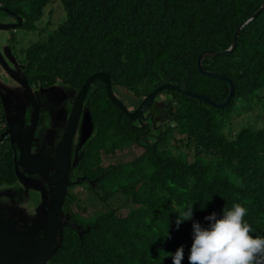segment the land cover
<instances>
[{"label": "trees", "instance_id": "trees-1", "mask_svg": "<svg viewBox=\"0 0 264 264\" xmlns=\"http://www.w3.org/2000/svg\"><path fill=\"white\" fill-rule=\"evenodd\" d=\"M55 1L0 0V7L22 19L9 31L14 56V32H36ZM262 1L59 0L64 21L54 30L39 29L46 39L25 49L20 61L15 58L26 65L33 87L60 81L79 89L89 76L105 73L112 91L132 100L128 109L163 84L219 104L229 95V85L201 74L197 59L203 51L227 50L238 26ZM201 65L230 81V101L217 108L175 91L161 92L172 99L167 130L156 141L148 139L149 127L148 132L146 126L136 128L111 104L102 83L89 86L85 101L95 133L79 175L97 179L102 193L79 185L100 208L66 200L71 222L89 230L79 238L65 229L62 246L48 264H172L166 253L181 246L182 264H188L192 223L207 227L205 216L215 212L219 219L233 203L247 208L251 235L264 236V128L233 132L228 124L255 106L264 111V8L242 27L231 52ZM117 97L126 101L121 93ZM1 111L0 101L2 134ZM14 180L9 147L0 144V186ZM185 205H193V217L177 229V209Z\"/></svg>", "mask_w": 264, "mask_h": 264}, {"label": "water", "instance_id": "water-1", "mask_svg": "<svg viewBox=\"0 0 264 264\" xmlns=\"http://www.w3.org/2000/svg\"><path fill=\"white\" fill-rule=\"evenodd\" d=\"M263 8L264 0L251 17L238 26L227 50L203 51L197 59L201 74L229 85V95L222 103L215 104L205 96L163 84L142 98L135 109H128L113 93L112 83L105 73L89 76L79 89L60 81L47 88L29 86L24 75L26 65L19 64L5 40L10 30L21 26L22 19L0 7V11L11 18L9 21L0 19V101L6 123L1 138L5 136L14 143L10 147L14 153L15 176L12 184L0 186V264H48L62 246L65 229L75 231L79 238L89 230L71 222L65 202L74 201L71 190L83 182L102 193L97 179L75 178L85 148L95 133L85 101L94 81L104 85L111 104L129 122H135L136 128L149 126L147 137L156 141L167 130L172 99L161 92L175 91L217 108L228 104L233 94L232 84L226 77L205 70L201 63L231 52L239 31Z\"/></svg>", "mask_w": 264, "mask_h": 264}, {"label": "clouds", "instance_id": "clouds-1", "mask_svg": "<svg viewBox=\"0 0 264 264\" xmlns=\"http://www.w3.org/2000/svg\"><path fill=\"white\" fill-rule=\"evenodd\" d=\"M175 221L177 229L182 222L193 217V205L177 209ZM246 207L233 203L231 209L224 207L218 219L215 212L205 216L209 222L203 227L199 222L192 223V244L188 254V264H264V236L251 235L253 229L244 219ZM166 237L170 238L168 232ZM172 264H182L183 246L175 253H166Z\"/></svg>", "mask_w": 264, "mask_h": 264}, {"label": "rangeland", "instance_id": "rangeland-1", "mask_svg": "<svg viewBox=\"0 0 264 264\" xmlns=\"http://www.w3.org/2000/svg\"><path fill=\"white\" fill-rule=\"evenodd\" d=\"M0 19L3 21H9L11 18L9 16H1ZM65 19V13L61 9L59 5V0H56L52 4H50L44 11V15L41 18L39 22H37V31L36 32H24L22 30H17L14 32L15 38L12 42V46L14 47L15 51V56L17 57V60H21L24 56V51L27 49L31 44L37 42L38 40H44L46 39V34H43L42 36L38 35L39 29L47 27V30H54L60 23H62ZM48 21H50V25L47 26ZM10 32L6 34L7 43L8 39L10 37ZM4 41V39H3ZM5 42V41H4ZM8 45H10L8 43ZM115 95H119L121 93V97H124L123 91L120 93L118 90H113ZM263 96H264V91H263ZM126 95V93H125ZM129 98L128 96L124 97ZM162 99V97H160ZM124 101V99H123ZM125 106L129 108V104L132 103V100H127L123 102ZM229 126L233 129L234 131L240 130L242 127H251L253 129H261L264 128V111L261 110L260 106H255L254 110L248 114L242 115L240 117H233L232 120L228 123ZM135 150V152H139L140 149H132ZM71 197H75L74 200L77 201L78 204L81 206H87L90 205L95 209L100 208V204L98 201L91 195L87 190L85 189L84 186H79L75 189L71 190ZM94 198V199H93ZM75 203V202H73Z\"/></svg>", "mask_w": 264, "mask_h": 264}, {"label": "flooded vegetation", "instance_id": "flooded-vegetation-1", "mask_svg": "<svg viewBox=\"0 0 264 264\" xmlns=\"http://www.w3.org/2000/svg\"><path fill=\"white\" fill-rule=\"evenodd\" d=\"M19 64H22V63H19ZM25 75V74H24ZM29 85V84H28ZM30 86V85H29ZM31 87H33V86H31ZM33 88H36V87H33ZM120 100V99H119ZM122 102H124V101H122ZM1 107H2V104H1ZM1 115H2V111H1ZM3 117V116H2ZM4 120V119H3ZM4 125H5V128H4V130L2 131V133L5 131V129H6V123H5V121H4ZM147 127H149V126H146L145 128H144V130L145 131H147L148 132V130H147ZM1 134V133H0ZM0 144L1 145H8V147H9V151H10V153H11V163H12V165H13V156H14V153H13V151H12V148L10 147V145H13L14 143H10L9 141H8V138L7 137H2L1 138V135H0ZM74 145V149H76L77 150V143H74L73 144ZM79 152H81V151H78V153ZM82 175H79V171H78V174H77V176L75 177V178H78V177H81ZM85 177V176H84ZM93 180H95V179H93ZM83 183H85L86 184V182H83ZM79 186H81V185H76L73 189H75V188H77V187H79ZM73 202H75V201H73Z\"/></svg>", "mask_w": 264, "mask_h": 264}]
</instances>
